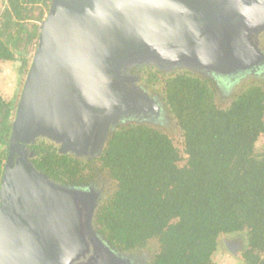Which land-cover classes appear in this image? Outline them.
<instances>
[{
  "label": "water",
  "instance_id": "obj_1",
  "mask_svg": "<svg viewBox=\"0 0 264 264\" xmlns=\"http://www.w3.org/2000/svg\"><path fill=\"white\" fill-rule=\"evenodd\" d=\"M261 31L264 0H51L3 166L0 264L128 263L93 228L97 192L47 177L30 146L97 157L108 132L160 109L129 66L195 64L228 84L264 72Z\"/></svg>",
  "mask_w": 264,
  "mask_h": 264
},
{
  "label": "trees",
  "instance_id": "obj_2",
  "mask_svg": "<svg viewBox=\"0 0 264 264\" xmlns=\"http://www.w3.org/2000/svg\"><path fill=\"white\" fill-rule=\"evenodd\" d=\"M2 1L0 62L19 61L24 79L51 0ZM136 68L148 85L160 84L181 148L161 129L133 121L118 125L100 155L87 161L39 139L30 146L33 164L71 185L92 178L91 162L107 172L114 189L96 208L93 228L116 251L155 239L158 251L148 264H216L219 237L245 231L240 264H264V145L257 146L264 87L244 86L222 106L214 79L152 64ZM16 107L0 93V182Z\"/></svg>",
  "mask_w": 264,
  "mask_h": 264
},
{
  "label": "rangeland",
  "instance_id": "obj_3",
  "mask_svg": "<svg viewBox=\"0 0 264 264\" xmlns=\"http://www.w3.org/2000/svg\"><path fill=\"white\" fill-rule=\"evenodd\" d=\"M3 3V1H2ZM1 3V5H2ZM49 10V9H48ZM48 13V12H47ZM46 13V14H47ZM250 43L253 45L259 44L262 51H264V31L260 33H255L252 38L250 37ZM34 53V52H33ZM148 57V56H145ZM163 62V60H160ZM159 61V63H161ZM159 63L152 62L155 68H160L165 73H170L175 70H184L191 73H196L202 76L209 77L211 79H216L215 82L218 86L217 93V103L219 105H227L232 97L239 92L244 86L252 83L260 84L264 87V72L261 73H245L241 77L236 79H231L229 83H223L221 79L216 77L215 72L208 71L199 68L195 64L191 65H181L179 67H161ZM151 64V63H147ZM0 93L6 99H14L15 102L18 101L24 79L20 78L19 73V61H6L0 62ZM128 73L135 74L140 77V80L136 82V85L143 88L150 97L154 98L156 103L159 105L158 113L155 115L150 113L146 117H138L136 120L145 121L152 126L169 134L174 142L181 148V136L178 131V127L175 123L173 117L169 115L167 109L162 100V95L160 92V84H154L153 86L148 85L145 82V76L142 72L136 70V66H129ZM215 75V76H214ZM161 77V75H160ZM224 79V78H223ZM110 133H107L105 143H107ZM264 145V136H261L257 142L258 149ZM98 152L94 154L78 155L77 157L82 161L90 160L91 157H95ZM92 159V158H91ZM90 166L94 169V174L91 179L87 180V183L80 184L82 187L91 186L95 192H97L96 204L100 203L104 197L110 194L114 189V181L109 177L106 171L98 170L94 162H91ZM246 233L245 231L222 235L218 239V250L214 255V262L216 264L227 263V264H240L242 260V252L246 249ZM158 251V243L155 239L150 240L146 246L129 251L124 254L128 263L125 264H148L149 261L154 257L155 253ZM123 255V254H122ZM114 264H116L114 262Z\"/></svg>",
  "mask_w": 264,
  "mask_h": 264
},
{
  "label": "built area",
  "instance_id": "obj_4",
  "mask_svg": "<svg viewBox=\"0 0 264 264\" xmlns=\"http://www.w3.org/2000/svg\"><path fill=\"white\" fill-rule=\"evenodd\" d=\"M44 19V18H43ZM41 21L38 22V24L40 25Z\"/></svg>",
  "mask_w": 264,
  "mask_h": 264
},
{
  "label": "crops",
  "instance_id": "obj_5",
  "mask_svg": "<svg viewBox=\"0 0 264 264\" xmlns=\"http://www.w3.org/2000/svg\"><path fill=\"white\" fill-rule=\"evenodd\" d=\"M1 2H2V0H0V4H1ZM0 66H2V65H0ZM1 79V78H0Z\"/></svg>",
  "mask_w": 264,
  "mask_h": 264
},
{
  "label": "clouds",
  "instance_id": "obj_6",
  "mask_svg": "<svg viewBox=\"0 0 264 264\" xmlns=\"http://www.w3.org/2000/svg\"><path fill=\"white\" fill-rule=\"evenodd\" d=\"M45 15H46V14H45ZM44 18H45V16H44ZM42 20H43V19H42ZM42 20H41V21H42Z\"/></svg>",
  "mask_w": 264,
  "mask_h": 264
},
{
  "label": "flooded vegetation",
  "instance_id": "obj_7",
  "mask_svg": "<svg viewBox=\"0 0 264 264\" xmlns=\"http://www.w3.org/2000/svg\"><path fill=\"white\" fill-rule=\"evenodd\" d=\"M136 70H138V68H136ZM80 185V184H79Z\"/></svg>",
  "mask_w": 264,
  "mask_h": 264
}]
</instances>
